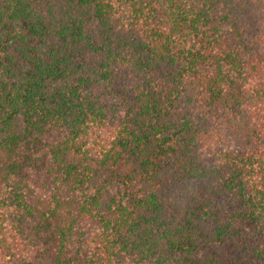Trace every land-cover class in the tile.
Returning a JSON list of instances; mask_svg holds the SVG:
<instances>
[{"label":"trees","instance_id":"1","mask_svg":"<svg viewBox=\"0 0 264 264\" xmlns=\"http://www.w3.org/2000/svg\"><path fill=\"white\" fill-rule=\"evenodd\" d=\"M0 264H264V0H0Z\"/></svg>","mask_w":264,"mask_h":264}]
</instances>
